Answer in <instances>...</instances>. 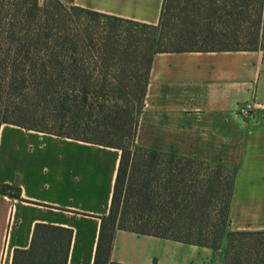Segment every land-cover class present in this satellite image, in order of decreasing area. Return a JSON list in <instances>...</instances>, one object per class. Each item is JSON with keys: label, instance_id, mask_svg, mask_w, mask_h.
<instances>
[{"label": "trees", "instance_id": "16d2710c", "mask_svg": "<svg viewBox=\"0 0 264 264\" xmlns=\"http://www.w3.org/2000/svg\"><path fill=\"white\" fill-rule=\"evenodd\" d=\"M257 48H264V0H162L156 24L58 0H0V125L119 150L93 264H120L108 258L116 228L217 246L232 173L135 144L137 118L154 53ZM10 188L17 195L13 185L0 191ZM70 235L37 223L19 252L36 254L35 264H55L56 255L64 264ZM226 237L222 264H264V231Z\"/></svg>", "mask_w": 264, "mask_h": 264}, {"label": "crops", "instance_id": "0c3cea01", "mask_svg": "<svg viewBox=\"0 0 264 264\" xmlns=\"http://www.w3.org/2000/svg\"><path fill=\"white\" fill-rule=\"evenodd\" d=\"M58 1L146 24L158 22L162 4ZM244 103L252 106L247 117L237 113ZM135 140L229 168L225 230L264 231V48L154 53ZM118 157L115 148L1 124L0 186L18 190L0 191V264H23L19 251L29 248L37 223L71 231L64 264H93ZM223 246L116 228L108 258L120 264H222Z\"/></svg>", "mask_w": 264, "mask_h": 264}, {"label": "rangeland", "instance_id": "374dc122", "mask_svg": "<svg viewBox=\"0 0 264 264\" xmlns=\"http://www.w3.org/2000/svg\"><path fill=\"white\" fill-rule=\"evenodd\" d=\"M134 143L135 144H137V145H139V141H137V140H135V137H134ZM208 163H210V162H208ZM210 164H212V165H214L215 163H210ZM217 164V163H216ZM224 168L225 169H222L223 170V172L225 173V174H227V175H230L231 174V171H230V169L229 168H227V167H225L224 166ZM5 191H7V192H13V189H5ZM212 218V217H211ZM226 232H228V231H226L225 230V227H224V231H223V233H222V235H221V237L219 238V239H217V241H216V243H217V246H219V244L223 241L224 242V246H223V251H224V248H225V244H226V239H227V237H226ZM39 242H41V240L39 241ZM40 244V243H39ZM44 244H47L46 242L45 243H42V244H40L39 245V247H41L42 245H44ZM217 246H214V247H217ZM40 254H42V255H44L46 252H45V249H41L40 250V252H39ZM38 253V254H39ZM36 256V254H30V255H27V256H25L24 257V259H23V264H35L34 262H32V260H34L35 258H33V257H35ZM56 257V261H57V263H55V264H60V262L58 261V256L56 255L55 256ZM223 257V256H222ZM38 264H46L47 263V260H42V261H40V262H37Z\"/></svg>", "mask_w": 264, "mask_h": 264}, {"label": "built area", "instance_id": "2783aa9c", "mask_svg": "<svg viewBox=\"0 0 264 264\" xmlns=\"http://www.w3.org/2000/svg\"><path fill=\"white\" fill-rule=\"evenodd\" d=\"M252 110V106L249 103H244L240 105L237 109V113L240 114L241 116L247 117L250 115Z\"/></svg>", "mask_w": 264, "mask_h": 264}]
</instances>
